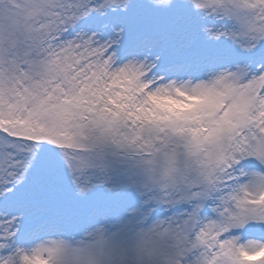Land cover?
<instances>
[{
  "label": "snow or ice",
  "instance_id": "1",
  "mask_svg": "<svg viewBox=\"0 0 264 264\" xmlns=\"http://www.w3.org/2000/svg\"><path fill=\"white\" fill-rule=\"evenodd\" d=\"M0 264H264V0H0Z\"/></svg>",
  "mask_w": 264,
  "mask_h": 264
}]
</instances>
